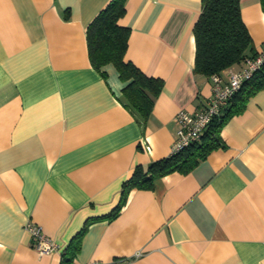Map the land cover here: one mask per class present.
<instances>
[{"label":"crops","instance_id":"0c3cea01","mask_svg":"<svg viewBox=\"0 0 264 264\" xmlns=\"http://www.w3.org/2000/svg\"><path fill=\"white\" fill-rule=\"evenodd\" d=\"M109 1L0 0V264H264V87L223 106L233 112L221 146L186 172L131 186L109 216L135 166L169 155L175 113L212 93L211 77L193 70L201 0H125V59L163 80L147 119L137 117L116 68L102 74L89 60L87 25ZM240 10L264 51L260 0ZM28 220L60 250L39 254Z\"/></svg>","mask_w":264,"mask_h":264},{"label":"trees","instance_id":"16d2710c","mask_svg":"<svg viewBox=\"0 0 264 264\" xmlns=\"http://www.w3.org/2000/svg\"><path fill=\"white\" fill-rule=\"evenodd\" d=\"M124 3L125 0H110L87 25L88 55L91 65L102 74H105V71L101 68L106 64L111 63L116 68L119 78L125 82L122 88L125 104L137 117L145 120L163 86V80L146 75L135 64L125 59L130 29L118 22L125 13ZM260 3L264 10V0H260ZM193 36L195 73L206 76L221 74L232 66L243 64L246 57L258 54L242 20L240 0H201V10L193 25ZM262 87L264 63L251 77L242 82L228 101L234 106H243L246 98ZM232 112V105L223 113L220 111L219 115L211 120L200 141L192 143L178 153L152 161L147 166H135L130 177L123 182L119 202L109 216L113 217L119 212L131 186H150L156 178L173 170L186 172L213 149L221 146L223 143L218 132ZM83 232L84 227L62 251L64 260L71 258L65 256L67 252L72 255L78 249L79 238Z\"/></svg>","mask_w":264,"mask_h":264},{"label":"built area","instance_id":"2783aa9c","mask_svg":"<svg viewBox=\"0 0 264 264\" xmlns=\"http://www.w3.org/2000/svg\"><path fill=\"white\" fill-rule=\"evenodd\" d=\"M262 63H264V51L258 52L254 57H246L238 70L230 71L225 76L222 74L210 76L212 80L210 97L194 111L179 110L175 113L173 119L177 125L176 136L169 154L178 153L192 143L200 141L211 120L219 115L222 107L240 88L242 82L251 77ZM24 228L29 232L34 248L39 254H49L60 250V245L48 237L33 221L28 220ZM140 255V251L134 253L135 257ZM127 260L126 257H118L109 261H94L88 264H125Z\"/></svg>","mask_w":264,"mask_h":264}]
</instances>
